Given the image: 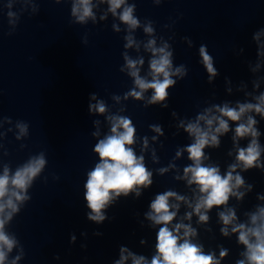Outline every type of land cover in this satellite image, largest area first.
Here are the masks:
<instances>
[{"label":"clouds","instance_id":"obj_1","mask_svg":"<svg viewBox=\"0 0 264 264\" xmlns=\"http://www.w3.org/2000/svg\"><path fill=\"white\" fill-rule=\"evenodd\" d=\"M54 2L71 3L70 23L72 24L86 25L89 21L96 24L97 12L94 9L106 5V10L100 14L99 20H106L110 13L119 20L120 24L126 26L124 31L127 34L123 37L125 43L122 52L124 63L119 70L122 73L126 72L133 86L122 96L112 95V100L120 103L122 99L127 101L131 98L133 101L142 102L145 108L157 105L162 109L169 107L170 89L188 75V68L184 64L174 65V50L167 41L162 46H157L153 22L148 20L143 25V32L151 38L144 44V49L151 54V57L148 60L147 75H141V68L145 64L144 58L133 59L127 52V49L133 47L137 51L140 49V42L133 35L136 29L142 27L141 20L134 15L136 11L134 2L128 3V0H95V3L93 0H54ZM162 2L164 0H152L154 5H160ZM17 3L21 5L19 12L12 10ZM5 7L9 9L6 14L11 29L9 35H12L23 12L30 10L33 15L39 12L36 0H6ZM112 29L117 33L121 31L120 26L115 23L112 24ZM261 36H264V28H260L252 35V41L256 45V61L249 62L248 68L255 77L251 81L253 91H245L247 85L244 81H241L236 88V91H244L245 96L251 99L243 102L236 100L235 106H231V101L211 103L210 106L203 107L202 111H198L193 119L179 118L175 111L171 113L177 120L176 128L182 129L192 140L191 143L178 147L175 151L173 161L187 153V159L191 163L183 167L182 175L177 170V175L173 179L185 181L186 186L192 190V197L189 198L174 190L155 194L148 205L149 210L144 213V219L150 221L149 226L155 229L154 254L149 259L121 245L118 250L119 258L112 264H128L129 261L131 264H222L229 256V249L217 245L218 255L216 250H206L204 244L198 240L200 235L198 227H194L192 223L195 217L196 225L205 226L204 231L212 233L213 229L209 225L210 213L213 209H220L216 213L220 236L228 239L235 236L237 245L242 248L235 264H264V194H257V201L262 203H257L254 211L243 213L247 217L245 221H241L238 217L236 206L230 205L232 198H235L237 204H241L254 189V185L246 181L243 173L253 169L264 173V145L260 142L262 132L258 127L260 122L264 121V91H258L260 81L264 80V76L258 75L264 67V41H261ZM183 39L190 48L193 46L190 38ZM83 42L87 43V39L85 38ZM243 52L244 49L240 48L237 55H242ZM198 55L199 63L207 74V83L214 84L220 73L215 67L214 58L209 53L207 45L199 46ZM225 91L228 94L233 92L232 81L228 77H225ZM256 91L258 94L253 95ZM125 112L126 105L116 113H109L108 105L103 99H98L96 93L89 95V115L104 117L110 126V132L103 138L97 139L93 147V153L98 157V161L87 171L86 181L83 184V200L87 208L86 219L97 225H102L110 219L107 210L121 197L132 196L134 199H139L145 190L150 189L154 183V173L164 176L170 169L176 168L174 162L154 170L147 167L144 153L150 148L149 137L145 135L140 138L141 154L138 155L134 147L137 144V129L128 115L121 114ZM6 124L13 125L12 119L0 116V168H2L0 264H19L25 257V251L16 234L8 229L14 218L32 199L29 190L41 178L48 160L45 152L41 151L30 155L15 169L10 163L4 162L3 157L8 156L9 153L3 141L8 132H13L12 127L4 130ZM93 124L96 130L91 136L100 137V120H94ZM14 128L17 141L29 136L28 123L18 120L14 123ZM149 129L156 134L151 140L159 141L160 147L163 148V143L160 141V138L165 136L163 126L151 124ZM229 132H234L231 136L234 160L222 173L218 163H206L211 161V157L205 149H219L221 137ZM241 141H246V146H241ZM20 147L23 149L26 145L21 144ZM227 155L233 156V151L230 150ZM151 158L154 164L160 162L154 147L151 149ZM54 178L59 179V177ZM44 179L46 182L47 177ZM182 204L190 210L185 211L179 222H176ZM139 223L143 228V222L139 221ZM93 235L99 237L103 233L95 231ZM81 236L87 237V233L82 232ZM76 240V235L70 234L69 242L75 244ZM139 243L147 245L148 241L142 238ZM86 247L85 244L81 245V248ZM14 250L16 254L13 256ZM59 258V256L55 257L57 260Z\"/></svg>","mask_w":264,"mask_h":264},{"label":"water","instance_id":"obj_2","mask_svg":"<svg viewBox=\"0 0 264 264\" xmlns=\"http://www.w3.org/2000/svg\"><path fill=\"white\" fill-rule=\"evenodd\" d=\"M5 4H6V0H0V25L7 18L6 14H7V11L9 10L5 7ZM18 6H19V3L14 5L12 10L14 11Z\"/></svg>","mask_w":264,"mask_h":264}]
</instances>
